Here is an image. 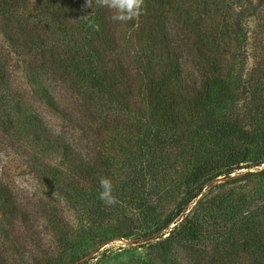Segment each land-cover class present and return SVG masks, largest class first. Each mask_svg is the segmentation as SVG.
Segmentation results:
<instances>
[{
    "label": "trees",
    "instance_id": "obj_1",
    "mask_svg": "<svg viewBox=\"0 0 264 264\" xmlns=\"http://www.w3.org/2000/svg\"><path fill=\"white\" fill-rule=\"evenodd\" d=\"M258 8L252 0H141L138 9L132 3L123 10L103 0H0V131L14 134L39 165L54 160L53 172L66 180L70 198L81 196L78 184L101 170L94 166L102 168L111 150L124 149V141L136 145L138 155L149 157L148 168L113 183L117 202L101 207L107 215L125 211L121 220L131 227L142 223L135 211L145 219L157 216L149 209L158 204L162 183L184 169L177 210L153 218L141 235L158 233L161 244L194 241L208 222L207 233L222 241V258L237 252L245 259L239 264H264V185L255 196L188 208L204 190L224 186L208 184L218 176L246 161L264 162L261 152L248 158L250 145H264V133L256 132L264 126V57L254 66L261 76L242 82L241 94L219 72L222 50L237 43ZM115 14L128 17L119 19V35ZM16 56L23 57L21 80L14 78ZM247 96L254 103L244 113L236 101L249 103ZM42 106L60 114L68 130L49 124ZM104 177L111 178L107 169ZM8 193L0 184V197L9 200ZM174 218L180 222L163 237ZM213 258L206 264H217ZM169 264L178 261L169 258Z\"/></svg>",
    "mask_w": 264,
    "mask_h": 264
},
{
    "label": "rangeland",
    "instance_id": "obj_2",
    "mask_svg": "<svg viewBox=\"0 0 264 264\" xmlns=\"http://www.w3.org/2000/svg\"><path fill=\"white\" fill-rule=\"evenodd\" d=\"M252 2L257 8L262 5L257 10L258 15L256 19L249 17L244 21L246 28L238 37L237 43L231 44V49L222 50L223 60L219 71L222 77L227 78L224 84L240 94L242 82L251 76L253 78L261 76L258 67L254 69V66L260 57H264V25L261 30H258L257 26V17L263 18L260 22L264 21V0ZM113 20V27L119 35L124 26L121 20ZM22 58V56L12 58L15 67L14 78L18 80H21L22 76ZM246 98L251 101L247 103L244 101L245 98H238L236 101L238 108L244 113L249 112V108H252L250 105L254 103L251 97ZM261 105L264 107V101ZM42 109L44 119L49 124L54 125L60 132L68 130L63 129L66 122L62 121L60 114L43 106ZM240 116H243L242 112ZM252 131L255 132L254 129ZM256 132L263 134L264 126ZM8 136H3L0 131V184L8 188L10 195L9 200L0 197V264H169V258H175L178 264H193L194 257L198 261L197 264H206L210 254L214 255L213 259L217 264H239L245 260L237 252L230 256L224 255L222 258V241L219 237L212 238L207 233L212 228L208 222H205L204 226L207 228L206 231L194 241L180 240L171 244H161L160 239L156 237L158 233L153 234L152 238L141 235L147 225L150 227L153 225V218H165L177 210L178 198L186 186L184 169L173 171L162 183L164 187L160 188L158 204L152 205L149 209L153 216H157L145 219L135 211L142 223L140 227L137 225L131 227L121 220L125 211L108 215L107 212H103L102 208L107 206L99 200L98 192L99 179L104 177L106 169L115 185L117 180H127L126 177L134 176L139 168H148L145 163L149 157L146 153L138 155L136 145L130 146L124 141L122 142L124 149L111 150V157L101 165L102 168L99 165L94 166L96 172L101 169L98 175L85 176L84 181L78 184L79 190L82 186L84 189L80 191L81 196L76 198L72 195L70 198L63 189L66 180L53 172L55 161L45 160L39 165V161L36 162L31 155L32 152L30 154L17 145L14 134L10 132ZM163 151L158 153L162 155ZM248 151V158L252 161L256 158L254 155L256 152H261L264 156V145H250ZM125 157L129 159L124 163L122 160ZM47 163L51 166L46 165ZM241 166V169L218 176L208 183L212 186L222 183L224 186L216 188L213 193H208V189L204 190L188 208L195 209L200 202L211 199L215 203L223 204L234 202L239 197L255 196L256 190L264 185V162L256 165L246 161ZM62 170L64 171L63 168ZM145 175L152 178L148 172H145ZM154 180L158 181L159 178L152 181ZM69 187L73 190V184H69ZM86 188L94 191L87 193ZM74 193L78 194V191L74 190ZM215 193L218 194L214 198L212 196ZM96 203H99V209L95 214L93 209ZM175 220L174 218L168 229L164 230L168 232L163 237L180 222ZM216 222L220 226L223 225V215H218ZM191 250L194 251V256L189 254Z\"/></svg>",
    "mask_w": 264,
    "mask_h": 264
},
{
    "label": "clouds",
    "instance_id": "obj_3",
    "mask_svg": "<svg viewBox=\"0 0 264 264\" xmlns=\"http://www.w3.org/2000/svg\"><path fill=\"white\" fill-rule=\"evenodd\" d=\"M103 3H106L111 8H117L123 10L126 8L128 4L134 3L135 8H139L141 4V0H103ZM114 19H127L125 16H114ZM99 192L98 198L105 205H113L115 204L116 197L114 195V185L112 180L107 177H101L99 179Z\"/></svg>",
    "mask_w": 264,
    "mask_h": 264
}]
</instances>
